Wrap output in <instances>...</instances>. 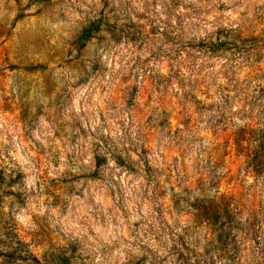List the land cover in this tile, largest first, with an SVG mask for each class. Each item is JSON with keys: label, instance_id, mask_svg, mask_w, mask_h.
I'll return each mask as SVG.
<instances>
[{"label": "rangeland", "instance_id": "rangeland-1", "mask_svg": "<svg viewBox=\"0 0 264 264\" xmlns=\"http://www.w3.org/2000/svg\"><path fill=\"white\" fill-rule=\"evenodd\" d=\"M260 146L264 0H0V264H264Z\"/></svg>", "mask_w": 264, "mask_h": 264}, {"label": "trees", "instance_id": "trees-1", "mask_svg": "<svg viewBox=\"0 0 264 264\" xmlns=\"http://www.w3.org/2000/svg\"><path fill=\"white\" fill-rule=\"evenodd\" d=\"M240 134H238V138L240 139ZM240 144V142H238ZM247 169L249 173H253L255 176L260 175L264 171V147L260 146L256 149L254 156L249 155L247 159ZM222 201L224 197H221ZM214 203V206H220L222 202L220 199H214L212 201ZM207 219H211L210 216H204Z\"/></svg>", "mask_w": 264, "mask_h": 264}]
</instances>
